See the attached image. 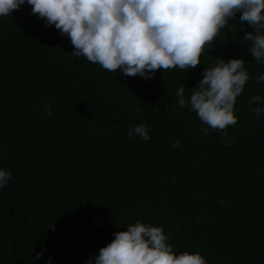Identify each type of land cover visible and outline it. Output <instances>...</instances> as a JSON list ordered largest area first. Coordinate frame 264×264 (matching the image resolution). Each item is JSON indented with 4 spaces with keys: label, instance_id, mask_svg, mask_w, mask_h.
<instances>
[{
    "label": "trees",
    "instance_id": "1",
    "mask_svg": "<svg viewBox=\"0 0 264 264\" xmlns=\"http://www.w3.org/2000/svg\"><path fill=\"white\" fill-rule=\"evenodd\" d=\"M32 7L0 15V167L13 173L0 188V264H85L137 220L162 225L177 253L264 264V114L250 109L264 60L242 39L255 27L238 11L201 63L145 79L76 55ZM240 56L238 119L204 134L177 89L190 97L204 68ZM139 123L149 140L129 136Z\"/></svg>",
    "mask_w": 264,
    "mask_h": 264
},
{
    "label": "clouds",
    "instance_id": "2",
    "mask_svg": "<svg viewBox=\"0 0 264 264\" xmlns=\"http://www.w3.org/2000/svg\"><path fill=\"white\" fill-rule=\"evenodd\" d=\"M25 0H0V15L18 9ZM32 12L54 24L70 36L76 55H84L102 67L124 74H139L148 79L155 70L178 66L188 69L201 63L205 45L228 24V18L239 11L240 21H247L255 31L242 39L250 41L248 51L256 60H264V0H27ZM231 25L229 26V28ZM245 58L217 60L215 66L203 69L202 79L186 97L185 84L177 89V103L190 104L202 120L204 134L208 127L226 129L238 117L234 105L249 80ZM264 81V73L257 76ZM255 103L256 106H252ZM264 96L251 98L250 109L264 114ZM129 136L150 139L148 127L139 123L128 130ZM226 134V133H224ZM175 140L174 144H179ZM13 175L0 167V188ZM101 246L94 259L85 264H210L199 251L177 253L168 242L163 226L137 220ZM44 255L43 251L37 256ZM46 264H53L48 256Z\"/></svg>",
    "mask_w": 264,
    "mask_h": 264
}]
</instances>
